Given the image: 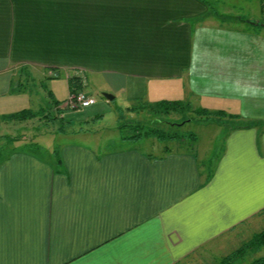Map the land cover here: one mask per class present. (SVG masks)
<instances>
[{
  "label": "crops",
  "instance_id": "obj_1",
  "mask_svg": "<svg viewBox=\"0 0 264 264\" xmlns=\"http://www.w3.org/2000/svg\"><path fill=\"white\" fill-rule=\"evenodd\" d=\"M222 19L207 0H0V119L27 109L9 94L30 69L64 75L67 96L69 78L109 74L108 92L126 100L194 95L236 121L212 168L193 149L143 150L141 138L101 150L1 136L0 264L227 262L264 232V20ZM65 102L52 134L107 107Z\"/></svg>",
  "mask_w": 264,
  "mask_h": 264
},
{
  "label": "rangeland",
  "instance_id": "obj_2",
  "mask_svg": "<svg viewBox=\"0 0 264 264\" xmlns=\"http://www.w3.org/2000/svg\"><path fill=\"white\" fill-rule=\"evenodd\" d=\"M207 1L213 11L219 15V18L223 17L225 19L220 20L221 24L224 23L229 27L233 25L247 27L249 25L247 22L252 21V19L264 20V0ZM238 19H242L243 22L239 23ZM17 72L19 75L14 79L13 88L9 96L16 98L17 103L22 107L21 109L27 107V109L32 111H40L41 109L47 111L51 110V107L54 106L53 99H59L61 101L68 99V86L64 75L57 78L49 76V73L35 70L30 71V69L19 70ZM109 77V74H91L88 84L85 78L83 80L86 84L83 87L85 88L88 85L87 89L91 93L92 99L98 103H106L107 107L103 111V116L86 122H74L71 130L66 133L58 131L53 134L51 132L54 130V124L52 122L46 123L40 117L29 120L18 119L10 122L8 119V121L0 125V137L5 134L13 136L24 135L28 141L34 140L40 145L51 142L53 145L52 149L63 143L81 142L95 148L98 147L97 149L107 150L125 143L124 141L126 140L123 139L124 137L136 135L141 132L143 134V137H141L143 141L138 142L136 146L143 150L160 155L164 153L165 145H168L171 150L175 151L177 149H193L204 167H214V163L224 149L225 128L236 124L234 119L228 118L225 110H210L208 108L213 115L210 117L201 116L196 111L197 107L194 106V103L196 104L199 101L194 95H189L187 99L183 98L182 100H166L171 103L177 100L182 101L183 107H180L178 111L169 109L170 111L168 113H163L159 110H151L149 107L155 104L146 94L143 99L129 101L125 99L124 94L116 95L108 92L107 83L104 82ZM50 93H52V97ZM104 93L114 94L116 97L108 101L104 98ZM24 101H27L28 104H25ZM126 105L137 107L140 105H148L149 107L147 110L136 109L128 112ZM80 129L88 131L79 132ZM151 130H158L163 134L165 132L167 135H175L176 138L174 140L167 139V143L160 144L154 137L155 135L150 138L148 137ZM145 134H147V137H145ZM156 136H158V133ZM154 141L155 143H153ZM27 149L31 151L36 150L30 147ZM250 247H247L243 251L244 257L240 260L227 259V262L233 264H250L254 260L264 256V247L259 249L255 248V250H252V247ZM214 259V261L209 258L197 261L200 264H221L224 262L220 257ZM227 262L224 263L227 264Z\"/></svg>",
  "mask_w": 264,
  "mask_h": 264
},
{
  "label": "trees",
  "instance_id": "obj_3",
  "mask_svg": "<svg viewBox=\"0 0 264 264\" xmlns=\"http://www.w3.org/2000/svg\"><path fill=\"white\" fill-rule=\"evenodd\" d=\"M82 79L83 78L81 76H78V75L69 78V86L71 89L70 92L73 93V92L84 91L83 86L85 84H84ZM53 100H54V102H53L54 108L51 107V110L46 111V110L41 109L40 111H32L30 109H23L21 111H18L16 113L12 114V115L5 116L4 118L0 119V122L5 120V119L6 120L7 119H10V120H18V119L19 120H29V119H33L35 117H40V118H42L41 120H43L46 123H49V122L55 123V121H57L58 119L61 120L60 119L61 117L59 115H60V113H62V109H60L59 106L65 100H62V101L58 100V99H53ZM166 102L170 103V104H167ZM180 107H183L182 101L177 100L176 102L171 103V102L164 100V101L158 102V104H156V105L150 106L149 108L151 110L155 109L156 111L159 110L160 112L168 113L170 110L178 111ZM55 108H57V109H55ZM65 108L67 109V107H65ZM65 108H63V109H65ZM68 109L71 110L70 108H68ZM79 109H81V108H78L75 110H79ZM56 110L59 111V114H58V112H56ZM196 111L201 116H205V117L206 116L210 117L211 115H213L212 112L206 108H197ZM61 121L63 122V120H61ZM140 133L141 132L137 133L136 135H132L131 137L129 136L126 138H138L139 139V138L143 137V134L142 133L140 134ZM157 133H158V136H156ZM149 134L155 135V138L158 139L160 142H163V143L164 142L167 143V139L174 140L176 138L175 135H167V134H165V132L163 134L162 132H159L158 130L157 131L151 130L149 132ZM145 137H147V134H145ZM168 151H171V149L169 148L168 145H165L164 152H168ZM249 246H251V247L254 246L257 249L264 247V232L257 235L251 242L247 243L244 247L240 248L239 250H237V252L233 253L231 256V259H235L236 256H239V254H241ZM221 264H225V263L223 262ZM231 264H233V263H231ZM250 264H264V256L254 260V262H251Z\"/></svg>",
  "mask_w": 264,
  "mask_h": 264
},
{
  "label": "built area",
  "instance_id": "obj_4",
  "mask_svg": "<svg viewBox=\"0 0 264 264\" xmlns=\"http://www.w3.org/2000/svg\"><path fill=\"white\" fill-rule=\"evenodd\" d=\"M94 100L84 91L70 92L66 100L65 107L75 110L78 108H86L92 105Z\"/></svg>",
  "mask_w": 264,
  "mask_h": 264
},
{
  "label": "water",
  "instance_id": "obj_5",
  "mask_svg": "<svg viewBox=\"0 0 264 264\" xmlns=\"http://www.w3.org/2000/svg\"><path fill=\"white\" fill-rule=\"evenodd\" d=\"M103 95L109 101H111V100H113L115 98V96L113 94H110V93H104Z\"/></svg>",
  "mask_w": 264,
  "mask_h": 264
}]
</instances>
